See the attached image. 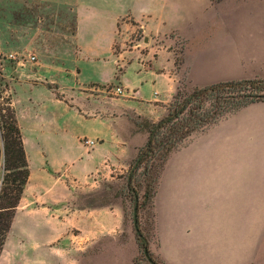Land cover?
Masks as SVG:
<instances>
[{"label": "crops", "instance_id": "obj_1", "mask_svg": "<svg viewBox=\"0 0 264 264\" xmlns=\"http://www.w3.org/2000/svg\"><path fill=\"white\" fill-rule=\"evenodd\" d=\"M20 1L62 5L74 19L69 41L55 45L65 48L66 56L49 61L52 65H65L72 50L75 82L69 99L67 94L57 96V89L65 90L44 73L43 82L27 86L31 117L37 124L36 136L48 143L62 142L67 126L65 121L60 125L53 116L42 118L44 105L76 109L79 157L55 167L45 156L48 170L41 165L38 172L45 171L53 181L63 175L75 180L95 173L108 176L112 171L126 169L137 156L147 132L138 129L132 117L157 121L166 113L180 84L172 30L185 40L182 64L190 85L264 78L262 2L255 9L241 10V6L234 5L224 10L209 0H196V13L186 14L185 29H173L163 26L175 18L172 12L176 5L171 3L167 10L163 7L169 14L166 15L151 14L154 8L141 2L136 9L129 8L128 0ZM127 15L140 29L141 39L132 38L133 28L124 20ZM152 20L157 27L147 32L146 26ZM61 73L70 75L71 71L63 67ZM46 83H56L58 87L49 88ZM114 83L121 90L114 92L118 97L110 96L106 89ZM98 99L105 107L96 105ZM40 127L44 129L39 131ZM84 139L93 143H85ZM22 140L28 152L23 135ZM80 161L86 163L83 174L74 167ZM32 173L29 169L26 185ZM41 189H33L26 199H44ZM23 195L25 188L15 215L20 212ZM50 195L54 201L42 206L40 203L46 211L42 223L59 227L73 220L79 229L77 234L86 240L112 233L113 209L69 207L67 202L71 203L73 197L70 190L62 196L51 190ZM31 206L38 209L36 203ZM29 208L32 207H26ZM152 211L151 251L162 264H264V101L227 113L171 150L159 175ZM85 221L89 227L84 232Z\"/></svg>", "mask_w": 264, "mask_h": 264}, {"label": "rangeland", "instance_id": "obj_2", "mask_svg": "<svg viewBox=\"0 0 264 264\" xmlns=\"http://www.w3.org/2000/svg\"><path fill=\"white\" fill-rule=\"evenodd\" d=\"M195 1L128 0V7L136 9L138 3L141 2L148 8H154L151 14L167 15L166 10L169 4H175L176 7L172 12L175 18H171L163 26L164 28L166 26L173 29H185L187 15L196 13L194 10ZM209 1L212 5L224 10L232 8L234 5L241 6V10L255 9L258 7V2L264 3V0ZM163 7L167 9L163 11ZM124 20L133 28L132 38L141 39L142 33L134 25L131 17L127 15ZM156 27L157 23L152 20L146 26V31L152 32ZM73 31L74 19L69 15L65 6L40 1L0 0V91L2 94L11 97L22 135L26 139L28 152H25L27 160L29 158V169L33 172L31 181L24 187L25 195L21 201L20 212L13 218L6 234L0 252V264H150L143 254L142 241L138 238V233L133 225V207L136 202L138 231L146 240L150 258L155 264L156 262L160 263L151 251L153 211L149 205L150 202L148 204L143 200L144 187L146 184L151 185L156 168L153 171L151 167L150 171L144 174L141 166L132 178V187L127 185L128 174L131 167L136 164L137 156L132 158L126 169L112 171L108 176L95 173L85 179L75 180L63 175L60 180L53 181L45 171L40 170L38 172L41 165L48 170L45 156L50 157V161L55 167H62L61 165L64 163H70L79 157L76 156L79 150L75 138V106L62 109L60 106L56 107L51 104L44 105L42 118L48 119L49 116H53L60 125L65 121L67 126V134L62 142L52 141L48 143L43 137L36 136L37 124L31 117V107L27 99V86L31 83L43 82L44 74L45 77L62 85L65 90L62 92V89L59 88L56 90V94L59 97L61 94H67V99H69L70 89L75 82L72 50L69 51L68 61L65 65H52L49 64V61L54 57L64 58L66 56L65 48H56L55 45L69 41L68 34ZM170 37H174L176 67L181 75L179 91L180 96L183 97L189 93L190 87L194 86L187 81L182 64L181 52L185 40L178 36L175 30L170 32ZM63 67L71 71V74H62ZM118 74L119 69L116 71V79H118ZM50 85H52L51 88L58 87L56 83ZM117 86H119L118 83L106 86L107 91H110V96L118 97V94H114L116 92L114 88ZM79 100L83 101V97L80 96ZM73 102L76 103V96ZM96 105L105 107L99 99L96 101ZM132 118L135 119L136 117L133 116ZM136 120L141 122L143 119L136 118ZM42 129L44 128L40 127L39 131ZM36 142H41V144ZM43 159L44 165L42 164ZM74 167L79 174L86 172L84 161L77 162ZM58 173L62 172L59 171ZM39 186L42 188L43 194L46 195V199H37L35 202L30 199L27 200L26 195ZM53 186L56 189H52ZM51 190H55L59 196L70 190L73 197L71 203L67 202L69 207L86 209L109 207L113 209L111 221L114 229L112 233L95 240H86L77 234L79 229H76L73 220H69L59 227L47 222L42 223L41 217L46 215V211L45 208H40V203L42 206L54 201L50 195ZM33 203H36L38 209H33L31 206ZM26 207L32 208L27 210ZM118 218L120 219L119 223ZM35 220L39 223H36ZM83 227L85 232V229L87 230L89 227L88 222L85 221Z\"/></svg>", "mask_w": 264, "mask_h": 264}, {"label": "trees", "instance_id": "obj_3", "mask_svg": "<svg viewBox=\"0 0 264 264\" xmlns=\"http://www.w3.org/2000/svg\"><path fill=\"white\" fill-rule=\"evenodd\" d=\"M179 85L167 106L166 113L157 121L136 117L143 119L138 122L136 118H132L138 129L147 132V139L138 150L137 161L130 169L127 185L132 187V178L141 166L144 174L148 173L151 167L153 171L156 168L151 185L146 184L143 192V200L148 204L150 202L151 209L160 172L171 150L182 145L192 133L218 121L227 113L251 102L264 101V78H243L203 86L194 85L183 97L180 96ZM46 86L52 87L50 84ZM0 171L1 252L29 177L28 160L16 112L11 97L2 94V91H0ZM138 238L141 239L143 247L146 246V240L140 232Z\"/></svg>", "mask_w": 264, "mask_h": 264}, {"label": "water", "instance_id": "obj_4", "mask_svg": "<svg viewBox=\"0 0 264 264\" xmlns=\"http://www.w3.org/2000/svg\"><path fill=\"white\" fill-rule=\"evenodd\" d=\"M133 225H134L135 231L138 233L139 231L137 227V202L134 204V207H133ZM143 254L150 264H155L153 260L150 258L146 246L143 247Z\"/></svg>", "mask_w": 264, "mask_h": 264}, {"label": "built area", "instance_id": "obj_5", "mask_svg": "<svg viewBox=\"0 0 264 264\" xmlns=\"http://www.w3.org/2000/svg\"><path fill=\"white\" fill-rule=\"evenodd\" d=\"M32 58H33V57H32ZM116 93H121L120 88H118V87L116 88ZM84 142H85V143H89V144H92V143H93L92 140H88V139H85Z\"/></svg>", "mask_w": 264, "mask_h": 264}]
</instances>
